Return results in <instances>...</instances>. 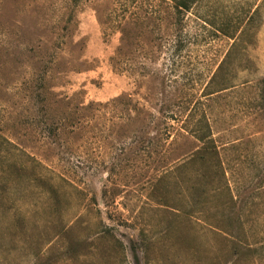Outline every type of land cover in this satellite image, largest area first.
<instances>
[{
	"label": "rangeland",
	"instance_id": "rangeland-1",
	"mask_svg": "<svg viewBox=\"0 0 264 264\" xmlns=\"http://www.w3.org/2000/svg\"><path fill=\"white\" fill-rule=\"evenodd\" d=\"M171 4L0 0V264H264V0Z\"/></svg>",
	"mask_w": 264,
	"mask_h": 264
},
{
	"label": "trees",
	"instance_id": "trees-1",
	"mask_svg": "<svg viewBox=\"0 0 264 264\" xmlns=\"http://www.w3.org/2000/svg\"><path fill=\"white\" fill-rule=\"evenodd\" d=\"M196 2V0H172V4H171V7L172 9H174L175 12H177L178 14L177 15H182V13H184L185 11H188L190 8H191V5L192 3ZM152 13L151 11L148 12V13H145L143 15V17H141L142 19H148L150 18ZM138 22H140V18L137 19ZM182 18L179 17L176 19V21L174 22V25L176 26L175 27V35L174 37L171 39L172 42L175 44V47L176 49H180L182 48V46L185 45L187 39H186V35L185 33L182 32V29H183V22H181ZM123 32V39H126V33H127V29L124 28L122 30ZM230 38H232L233 36H229ZM236 38L233 37V41L230 45V47H233L234 45H236ZM124 45V44H123ZM123 48L119 47V51H122ZM230 50V49H229ZM228 50V51H229ZM228 51L226 53V57H227V54H228ZM123 67L125 69H129L131 70L132 69V65L131 63H128V62H121ZM226 63V58L222 59L221 62L219 63L218 67H217V70L220 72L223 65ZM139 67H142L143 68V65L139 64ZM216 77V75L214 76ZM226 85L223 87L225 89L229 88V85L227 83H225ZM205 120V119H204ZM205 125V124H204ZM206 126H207V122H206ZM210 136H211V132L209 131V125H208V133H202L201 135H199L198 139L199 140H203V145L202 147L200 148V152L201 153V156H204L208 150H210L211 148H215V145L213 144V140L210 139ZM5 139V138H4ZM6 140V139H5ZM201 158H204V157H201ZM218 167H216L214 170H217Z\"/></svg>",
	"mask_w": 264,
	"mask_h": 264
}]
</instances>
